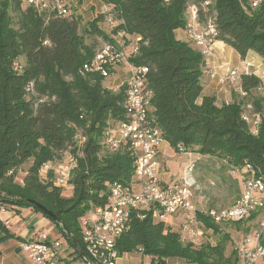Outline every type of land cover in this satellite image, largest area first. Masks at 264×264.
Listing matches in <instances>:
<instances>
[{
	"label": "trees",
	"instance_id": "16d2710c",
	"mask_svg": "<svg viewBox=\"0 0 264 264\" xmlns=\"http://www.w3.org/2000/svg\"><path fill=\"white\" fill-rule=\"evenodd\" d=\"M100 1L114 21L110 35L103 32L107 40L114 41L112 34L118 31L141 38L129 60L148 68L150 115L164 141L175 151L181 145L184 151L217 157L233 170L248 162L263 173L262 79L240 73L241 92L232 90L231 102L217 104L215 94L201 95V50L189 40L176 39L174 30L186 29V10L194 3L202 24L213 21L216 40L241 59L253 50L264 64V0L256 6L247 0H208L204 6L205 0ZM70 12L60 17L23 0H0V203L40 212L77 259L81 256L65 229L85 253L79 219L91 206L105 202L107 183L129 181L132 158L124 149L101 152L104 127L124 117V85L113 91L104 84V77L82 70L96 52L85 36L102 33L97 23L104 15L81 26L80 18ZM246 112L259 115L256 134L243 117ZM79 131L86 141L72 173L71 194L64 196L61 188L39 177V169L73 149ZM29 160L26 174L17 182L18 170ZM30 201L54 213L60 223ZM255 212L232 222L239 225ZM141 213L143 217L137 212L131 216L127 230L116 239L119 256L139 252L151 257L149 264H167L168 258L187 264H237L236 251L224 254L230 236L205 213L196 210V217L217 235L214 244L183 241L165 222L155 221L150 212ZM0 231L4 233L0 242L14 237L1 220Z\"/></svg>",
	"mask_w": 264,
	"mask_h": 264
},
{
	"label": "built area",
	"instance_id": "2783aa9c",
	"mask_svg": "<svg viewBox=\"0 0 264 264\" xmlns=\"http://www.w3.org/2000/svg\"><path fill=\"white\" fill-rule=\"evenodd\" d=\"M24 3L38 10L53 13L60 17L68 16L73 0H23ZM262 0H247L250 6L258 5ZM209 1L202 2V6ZM198 5H188L186 34L189 41L197 46L204 59L211 55L212 44L215 41V27L208 19L202 24L198 20ZM116 38L127 40V45L119 47L116 43H107L98 48L91 60L83 65V72L98 73L109 78L117 67L127 64L124 85V117L104 127L102 142L111 150L124 149L132 158V174L128 182L113 181L107 183V198L103 204L91 206L79 219L82 243L86 257L92 264H115L119 257L115 247L116 239L124 233L131 216L136 214L143 217L141 211L150 212L155 221H163L170 216L183 215L174 229L181 240L199 245L208 241L206 228L196 217L194 194L201 193L202 186L193 176V164L184 167L179 177H173L169 182H162L160 175V148L164 139L160 129L154 125L150 115V99L152 91L146 85V66L133 64V57L139 47L140 37L124 34L118 31ZM114 36V37H115ZM216 71L210 73L214 76ZM222 84H239L240 72L228 69L219 75ZM115 91L119 87L107 86ZM247 108H251L250 105ZM244 119L251 125L252 133H257L259 115L243 114ZM73 149L64 152L55 161H47L39 169V177L50 181L53 186L62 190H72L71 177L77 166L78 157L83 153L85 136L75 138ZM179 151H184L177 145ZM244 174L241 182L240 195L229 207L200 209L215 223L240 221L252 212H264V172L252 164L245 163L241 169ZM264 228V220L262 222ZM172 229V228H171ZM173 230V229H172ZM250 239L237 246L240 264H254L264 257V242L256 240L249 247ZM19 250L25 254L31 264H60L62 243L50 239L46 232H32L28 237L18 242Z\"/></svg>",
	"mask_w": 264,
	"mask_h": 264
},
{
	"label": "rangeland",
	"instance_id": "374dc122",
	"mask_svg": "<svg viewBox=\"0 0 264 264\" xmlns=\"http://www.w3.org/2000/svg\"><path fill=\"white\" fill-rule=\"evenodd\" d=\"M71 7L74 16L80 18L81 26H83L85 22L93 20L96 16L102 14L104 15V17L97 23L100 29L103 30L101 31L102 35L100 34V35L85 36L86 42L95 44L96 50L102 47L104 44L111 42L116 43V45L119 47H124L127 45V40L123 38H116V36L113 34L112 36H115L114 41H109L103 36L104 35L103 32L110 35L111 29L114 25V21L112 18L113 17L112 14H108L109 9L100 1L73 0L71 1ZM71 14L72 13L70 12V15ZM213 55H214V43L212 44L211 55L206 57V59L212 57ZM230 64L231 65L224 62L217 67V69L219 68L218 70L215 69L216 67L213 68L212 71L213 72L216 71V74L214 75L217 76V74L218 75L225 74V72L228 69H236L237 71H240L238 67H235L237 66L235 63L234 65L233 63ZM245 64L248 70H250V68H253V71L250 73L256 74L261 79L264 78V71L260 69L259 65L254 64V62L251 60H248ZM119 66L122 67L125 66L124 69L126 75L127 64H125V62H122ZM125 75L124 74L118 75L115 70L114 73L109 78L105 79L104 84L106 86L119 87L123 84V79L125 78ZM232 85L234 86L236 85V83ZM80 131L75 133V138L77 137L79 138V136L82 135ZM162 146L165 148V150L163 151H164L165 165L168 169L167 171H169L168 176L174 175L175 178L179 177L182 174L184 167H186L190 163L193 164V176L203 188L200 193L202 196H199V194L196 193L194 194L193 197L195 203L194 206H196L197 210L229 207V205H231L236 200V198L239 197L241 190V182L244 174L238 170L235 169L233 170L232 167L228 165L225 161L217 157L208 156V155H205L204 157L197 156L196 159L192 160L191 157L195 156L194 154L187 155L181 153V151H174V149L171 146H169L165 141L162 143ZM108 150L109 149L105 147V149H102L101 152ZM191 152L196 153L193 151ZM29 165H30V160L21 165L16 175L17 182L22 181V178L26 174ZM160 168H161V163H160ZM71 191L72 190L70 189H65L62 190V193L64 196H69L71 194ZM2 208L11 209L9 206H4L0 204V210ZM183 217L184 216L181 214L176 216H170L165 221L169 222L168 224H170L172 220L175 221L176 225L173 226L169 225V227L174 230L177 227L178 222L183 220ZM263 220H264V212L263 210H258L257 212H255L253 217L241 222L239 225H236L233 222L219 223L221 232H225L230 236V240L226 242L224 254L229 255L232 251L237 252V246L241 243H244L246 239H250L249 241L250 244L255 243L256 240H259L261 242L264 239V228L262 225ZM165 224L167 225V223ZM51 225H53L52 222ZM29 229H31L30 231L33 230V228H29ZM53 231L57 233L54 226H53ZM38 232H41V230H38ZM208 238H210L209 241L211 242V244H214L217 241V235L213 231L208 233ZM13 244H15L14 240L9 241L4 245L12 246ZM249 247L251 248V246ZM182 262L186 263L183 260ZM70 264H84V263L81 259H77L76 261H72V263ZM167 264H183V263H181L180 261V262H172V263L168 262ZM237 264H240V260H238ZM254 264H264V257L258 259Z\"/></svg>",
	"mask_w": 264,
	"mask_h": 264
},
{
	"label": "crops",
	"instance_id": "0c3cea01",
	"mask_svg": "<svg viewBox=\"0 0 264 264\" xmlns=\"http://www.w3.org/2000/svg\"><path fill=\"white\" fill-rule=\"evenodd\" d=\"M174 35L176 39L187 40L186 30L183 28L175 29ZM248 60H251L254 62V64L259 65L260 69L264 71V64L262 62V58L255 51L249 50L245 58L241 59L234 49L226 45L224 42L215 39L214 55L208 58L206 60L205 65L203 66V71L201 75V83H202L203 89H202L201 95H205L208 93L215 94L217 104H220L221 102H226V103L231 102L232 101V90H234L235 93H240L241 92L240 85L236 84L233 86L227 83L222 84L218 80V76H219L218 74L217 76L215 75L211 76L210 73L215 67H216L215 69L218 70L219 68L217 69V67L224 62L229 65H231L230 63H233V65L235 63L237 65L235 67H238V69H240L239 71L240 73H243L245 71L252 72L253 68H250V70H248V68L246 67L245 63ZM117 68L118 69H116V72L118 75H123V74L125 75V69H124L125 66L124 67L119 66ZM262 82H263V87H264V78L262 79ZM200 99L201 97L198 100L200 101ZM163 150H165V148L161 146L160 157H159V160L161 163V168H160L161 176L160 177L162 179V182H169L174 177V175L168 176L169 171H167L168 169L165 165ZM181 153H184L187 155L194 154L195 156L191 157L192 160L196 159L197 156H200V157L205 156V155H200L198 153H192L191 151L189 152L181 151ZM198 194L199 196H202L200 193ZM0 204L4 206H9L11 208V209L2 208L0 210V220L3 223H5L7 230H8L7 232L14 235V237H10L0 242V264H31V261L29 260V258L19 250L18 242L21 239L28 237L32 232H38V230H41V232L43 231L47 232L50 239H57L62 243V252L60 254V264H70L72 263V261H76L77 259H81L84 264H89L87 260L84 259L83 257L77 258V259L74 258L75 255L73 253V249L71 247H68L66 240L58 232L57 234L53 231V225H51V221L45 216H43L40 212H36L30 207H18V206H12L9 204H5V203L4 204L0 203ZM170 225L172 226L176 225V222L172 220ZM29 228H33V230L30 231L31 229ZM3 234L4 233L0 231V237ZM12 240H14L15 242V244H13L12 246L4 245L7 242L12 241ZM253 244H250V242L248 243V245L251 247H253ZM178 260H180L181 263L183 264H187V263L182 262V259H179V258H168L167 263L168 262H171V263L180 262ZM150 261H151V257L148 255H142L139 252H125L116 259L115 264H149Z\"/></svg>",
	"mask_w": 264,
	"mask_h": 264
},
{
	"label": "water",
	"instance_id": "95a60500",
	"mask_svg": "<svg viewBox=\"0 0 264 264\" xmlns=\"http://www.w3.org/2000/svg\"><path fill=\"white\" fill-rule=\"evenodd\" d=\"M205 63H206V60L204 59L202 61V66H204ZM30 202L33 203V204H35V205H37L38 208H40V210H42L44 213H46L48 216H50L54 221L60 223V219L54 213H52L51 211H49L48 209H46L42 205L36 203L35 201H30ZM65 231H66V233H67V235H68V237H69V239H70V241H71L74 249L80 254L81 257H83L84 259H86L89 264H92L91 261L86 257L84 251L79 246V244L77 243V241L70 235V232L67 229H65Z\"/></svg>",
	"mask_w": 264,
	"mask_h": 264
}]
</instances>
